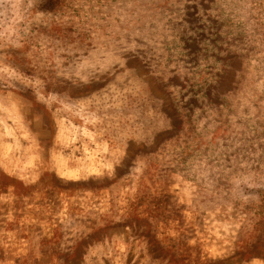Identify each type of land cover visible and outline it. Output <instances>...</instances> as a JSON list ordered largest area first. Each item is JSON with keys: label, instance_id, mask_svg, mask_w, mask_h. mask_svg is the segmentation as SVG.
Returning <instances> with one entry per match:
<instances>
[{"label": "rangeland", "instance_id": "rangeland-1", "mask_svg": "<svg viewBox=\"0 0 264 264\" xmlns=\"http://www.w3.org/2000/svg\"><path fill=\"white\" fill-rule=\"evenodd\" d=\"M6 11L0 264H264V0ZM123 35L132 46L118 50ZM180 64L191 82L164 98L157 79ZM136 81L155 125L132 112ZM107 88L132 95L115 103L126 113Z\"/></svg>", "mask_w": 264, "mask_h": 264}, {"label": "trees", "instance_id": "trees-1", "mask_svg": "<svg viewBox=\"0 0 264 264\" xmlns=\"http://www.w3.org/2000/svg\"><path fill=\"white\" fill-rule=\"evenodd\" d=\"M11 2H13V0H0V27H2V26H4V25L7 24V21L3 17L7 18V15L8 14H7V11H6V7ZM132 6H135V7H130V9H128V10L125 11L127 14L132 13V12L133 13L134 12L135 13L139 12V8L140 7L138 8L135 3H133ZM186 8L189 9V6L186 5ZM139 20L140 21H143L142 18H140ZM198 25L204 26V23L201 22ZM178 27H180V26H178ZM7 29H8V27H6L4 29H1L0 30V34L1 33H6L7 32ZM178 35L179 36H182V33H178ZM1 37L2 36L0 35V38ZM164 39L166 40V36H164ZM118 40L120 42V48L118 50H122L124 48H131L132 44L130 42H128L129 41V38L128 37H126V36L123 35V37L118 38ZM184 41H186V40H184ZM190 43H191V41L188 42V45ZM134 48L135 47H132V49H134ZM194 48H195V50L197 49L196 48V45H193V49ZM136 50H137V48H136ZM202 60L203 59H200L199 61H202ZM178 66H179V68L178 67L176 68L173 65H172V67H171V65L168 67V74L170 75L169 76V81L163 83V80L165 79L166 75H164L163 77H159L157 79L158 80V83L156 82L157 89L159 91H162V92L166 93L163 96L164 98L167 97L169 99H173L174 98L173 95H179V94H181L183 85H185L187 87V85H189V83L191 82V80H190V73H191V69H192L191 68V65H186V64L182 65V64H180ZM5 74H9V72L8 73H5ZM134 74H137V75L141 76V74H140V72L138 70H136ZM180 75H182V78L181 79L178 78V76H180ZM15 76H18V78H23L24 77L21 73H17ZM143 77H145V76H143ZM204 84H206V83H204ZM195 86L191 83L190 84V89L191 90H194V87ZM213 86H215V84ZM132 87H133V91H134L133 94L135 95V98H134L135 99L134 100L135 101V105L133 104V109H132L133 114H141L140 115L141 116V119L146 122V124H145L146 126H150V125L157 124V121H158L157 115H158V113H157L156 116H152V114H151L157 108L156 103L153 102L150 105L149 112H148V108L146 109L143 105L141 107L139 105L141 103V99L144 98V96H146L147 94H152V91L150 90V88L143 87L142 84L139 81H136L132 85ZM201 88L203 89L202 86H201ZM43 90H45V89H43ZM209 91L211 93V90H209ZM103 93L105 94V96L108 97V99L105 98V100L108 103H111V106H112V109L111 110L113 112H118L120 114L126 113V111H123L122 109H120L121 107H115V103H121V105L124 106L127 103V99L132 96L130 93H128V91L126 93H124V94L118 95L117 92L113 88H111V89L110 88H107ZM198 99L200 100V98H198ZM193 104H197V99H195V100L194 99H190V102L187 103V105H188L187 107H189L190 110L192 112H194V114H195V119L192 120L189 123L190 127L194 125V123L196 122V119L198 117L197 114H196V110H194L192 108V105ZM103 105L106 106L104 103H103ZM145 113H148V114L145 115ZM204 159L205 158L202 159V162H203Z\"/></svg>", "mask_w": 264, "mask_h": 264}]
</instances>
